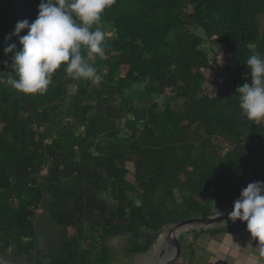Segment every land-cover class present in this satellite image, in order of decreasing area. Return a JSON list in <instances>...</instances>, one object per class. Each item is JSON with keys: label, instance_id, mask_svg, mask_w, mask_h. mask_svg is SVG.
Instances as JSON below:
<instances>
[{"label": "trees", "instance_id": "trees-1", "mask_svg": "<svg viewBox=\"0 0 264 264\" xmlns=\"http://www.w3.org/2000/svg\"><path fill=\"white\" fill-rule=\"evenodd\" d=\"M40 3L0 0V253H38L34 219L45 207L66 237L36 264H114L106 239L116 232L215 215L222 196L231 206L264 182V125L241 115L236 92L251 84L247 59L264 56V0H115L102 17L104 55L89 58L99 80L62 66L45 94L25 96L6 83L14 53L4 49H22L6 37ZM127 236L132 255L156 240Z\"/></svg>", "mask_w": 264, "mask_h": 264}, {"label": "clouds", "instance_id": "clouds-1", "mask_svg": "<svg viewBox=\"0 0 264 264\" xmlns=\"http://www.w3.org/2000/svg\"><path fill=\"white\" fill-rule=\"evenodd\" d=\"M115 0H41L37 18L18 21L12 36L19 37L21 50L16 43L4 49L5 55L14 53L7 85L25 96L43 95L52 83V77L62 66L73 79L99 80L96 68L89 62L93 54L104 55L102 17ZM28 30L26 35L21 32ZM5 63H7L5 61ZM245 82L238 87L241 115L249 121L264 120V56L257 53L246 61ZM3 82V81H0ZM233 222H246L247 230L264 259V182L249 183L241 190L229 213Z\"/></svg>", "mask_w": 264, "mask_h": 264}, {"label": "rangeland", "instance_id": "rangeland-1", "mask_svg": "<svg viewBox=\"0 0 264 264\" xmlns=\"http://www.w3.org/2000/svg\"><path fill=\"white\" fill-rule=\"evenodd\" d=\"M259 22H260V26H261V30L264 29V15H260L259 17ZM200 31H195V34H199ZM206 49L209 52L210 57L212 52V48L210 47V45H206ZM216 65L214 64L213 68H215ZM207 73H210V71H208ZM72 91L75 90V87L71 88ZM168 96L163 95V96H157V98H155V101L158 103L160 108H163L165 106V104L168 101ZM264 121V120H263ZM67 124V130L68 132H70L72 130V125H71V121H66ZM79 131V130H78ZM182 195L183 192H179L176 191L174 194V200L175 202H180L182 199ZM226 198L224 196H222V199H220L218 202H216V204L213 205V207L215 208V210L218 212L224 210L225 208L229 207L226 204ZM217 212V213H218ZM35 220V226H36V233L38 235L39 238V243H38V253H35L33 256H29L28 258H20L17 257V259H19L17 262L18 264H36L37 260H39V258L41 257V255L49 250L52 249H58L62 246L63 244V240H65V234L61 231L60 228L54 226V223L49 219L48 214L46 213V209L45 207H43L42 209L38 210L37 212V217L34 219ZM230 222H232L230 219L216 225L213 226L211 228H215V227H226V225L230 224ZM171 226H166L164 227L161 232H163L166 229H170ZM229 227V225H228ZM233 226L229 227L232 228ZM209 228V229H211ZM202 229H197V230H191V231H186L184 232L181 236L183 237L182 239V243H181V247L182 249H188V244H189V240L193 237V235H195V233L201 231ZM177 239H173V241H171L168 246V263L173 264L175 261H177L178 259L180 260V262L184 259L182 257L179 258V256L182 255V252L179 251H173L172 250V245L174 244V242ZM179 240V239H178ZM128 242V236L127 235H121L118 237L115 236H110L106 239V243L107 246L111 252V254L113 255V257L115 258V262L114 264H137V260L140 256H142V254H137V255H132L129 252L126 251V245ZM178 242V241H177ZM151 249V248H150ZM10 254L14 253L13 251L9 252ZM161 258L163 259L162 263H165L167 261V254H166V258L163 257V254L160 255Z\"/></svg>", "mask_w": 264, "mask_h": 264}, {"label": "crops", "instance_id": "crops-1", "mask_svg": "<svg viewBox=\"0 0 264 264\" xmlns=\"http://www.w3.org/2000/svg\"><path fill=\"white\" fill-rule=\"evenodd\" d=\"M257 123L264 125L263 120ZM228 225L233 227L229 228ZM228 225L219 227L225 230L216 234L205 232L193 235L188 249L181 247L179 250L182 252L179 258L184 259L181 262L178 259L173 264H264V259L259 257L256 248L258 241L252 239L247 225L240 229H235L232 222ZM19 259L14 253H0V264H18Z\"/></svg>", "mask_w": 264, "mask_h": 264}, {"label": "water", "instance_id": "water-1", "mask_svg": "<svg viewBox=\"0 0 264 264\" xmlns=\"http://www.w3.org/2000/svg\"><path fill=\"white\" fill-rule=\"evenodd\" d=\"M234 204L225 208L224 210L216 213L215 215L209 216V217H204V218H198V219H190V220H185V221H181L179 223H176L174 225H172L170 227V232L171 235L174 236L177 234V240L174 242V244L172 245V247L177 243L179 237L183 234V232L185 231H191V230H197V229H202V230H206L209 229L217 224H220L226 220L229 219V213L233 210ZM127 234H133V235H137V236H141V237H152L155 238L156 240L159 238V236L161 235V231H157V232H149V231H143V230H122L119 232H116L115 234H113L112 236L118 237L121 235H127ZM155 240V242H156ZM155 242L153 243L151 249L153 248ZM151 249L142 254V255H146L147 253H149L151 251ZM168 245L165 244L162 248V252L163 254H167V261L164 264H170L168 263Z\"/></svg>", "mask_w": 264, "mask_h": 264}, {"label": "bare ground", "instance_id": "bare-ground-1", "mask_svg": "<svg viewBox=\"0 0 264 264\" xmlns=\"http://www.w3.org/2000/svg\"><path fill=\"white\" fill-rule=\"evenodd\" d=\"M126 230V229H125ZM186 232V231H185ZM184 233V232H183ZM177 236V234L176 235H174V236H172L171 235V232H170V229H166V230H164L163 232H161V235L159 236V238H160V240H159V242H157L156 244H155V246H153V248L151 249V251L154 249V252H153V256L151 257L150 255H149V253L151 252H149V253H147L146 255H142V256H140L139 258H138V262H137V264H156V262H155V257H158V256H160L161 254H163V252H162V248H163V246L165 245V244H167L168 246L169 245H171V244H169L171 241H173V239L175 238ZM165 238V239H164ZM163 257H165L166 258V253L165 254H163ZM164 264V263H163Z\"/></svg>", "mask_w": 264, "mask_h": 264}]
</instances>
